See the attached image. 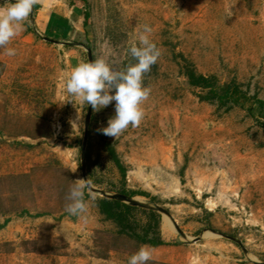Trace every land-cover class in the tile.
Returning <instances> with one entry per match:
<instances>
[{"label":"rangeland","instance_id":"374dc122","mask_svg":"<svg viewBox=\"0 0 264 264\" xmlns=\"http://www.w3.org/2000/svg\"><path fill=\"white\" fill-rule=\"evenodd\" d=\"M62 1L63 35L26 30L7 45L16 54L4 49L0 59V218L25 217L31 230L0 236V264H128L141 246L115 236L94 204L120 186L104 140L126 167V186L161 201L133 198L168 209L161 216L173 231L168 242H178L173 264L205 261L210 243L214 256L232 249L239 263L264 264V0ZM144 25L161 55L143 79L151 92L140 126L115 139L97 131L114 117L115 101L87 117L66 81L98 58L121 71ZM180 53L199 73L234 80L247 98L228 109L199 100L179 71ZM48 163L90 181L79 217L61 215L70 185L61 192L65 176ZM79 230L91 232L81 238Z\"/></svg>","mask_w":264,"mask_h":264},{"label":"clouds","instance_id":"9594fccd","mask_svg":"<svg viewBox=\"0 0 264 264\" xmlns=\"http://www.w3.org/2000/svg\"><path fill=\"white\" fill-rule=\"evenodd\" d=\"M39 0H5L0 5V50L6 49L8 56L16 54L15 49L7 45L25 30V22L29 20L34 6ZM152 32L148 25L143 26L139 34V46L133 44L131 57L136 61L122 71L114 70L103 58L92 62H81L75 66L66 81V92L81 103L99 111L115 101V115L109 118L107 127L98 129L102 134L115 139L128 127H139L144 110L141 107L151 89L143 85L145 74L151 71L161 55L156 44L149 39ZM114 93V94H113ZM90 181L77 179L66 197L68 203L65 211L79 217L87 210L85 188ZM153 258V250L149 246H141L130 256L128 264H148Z\"/></svg>","mask_w":264,"mask_h":264},{"label":"trees","instance_id":"16d2710c","mask_svg":"<svg viewBox=\"0 0 264 264\" xmlns=\"http://www.w3.org/2000/svg\"><path fill=\"white\" fill-rule=\"evenodd\" d=\"M89 13H84V26L87 25ZM179 60L177 65L180 73L186 78L188 84L197 89V97L201 101H207L212 104H216L218 108L228 109L235 105H241L240 100L246 99V93L240 88L234 80H230L226 83H220L216 75H204L199 73L194 63L183 56L178 54ZM136 61L129 54L123 63L122 70L126 69L129 64H134ZM155 68V64L152 66ZM121 70V71H122ZM255 99V96H253ZM263 103V102H260ZM103 147L107 153L109 159L113 162L117 168L120 176V186L116 190L115 194L123 195L126 198H133L135 196H144L149 198L150 201L159 204L161 201L157 196H153L143 190H133L126 186V167L121 162L115 147L111 142L104 140ZM87 153L85 152L84 155ZM47 168L53 166L51 163L45 165ZM55 170L60 171L65 180L61 184V192L67 191V186L70 188L74 185L71 172L61 164L53 166ZM28 180V188H30V175L23 174ZM68 190V191H69ZM96 209L103 221L111 222L115 230L113 234L117 237H121L131 241L135 246H150L158 247L161 245H176L178 242L170 243L165 241L161 235V213L168 212L167 208L157 206L155 208L147 207L145 205L139 206L124 202L120 198H111L107 196H100L94 200ZM7 211L3 210L0 206V213L3 214ZM67 212H62L61 215H65ZM21 214L38 217L43 214H30L27 209H23ZM8 219L4 220L3 226Z\"/></svg>","mask_w":264,"mask_h":264},{"label":"crops","instance_id":"0c3cea01","mask_svg":"<svg viewBox=\"0 0 264 264\" xmlns=\"http://www.w3.org/2000/svg\"><path fill=\"white\" fill-rule=\"evenodd\" d=\"M14 2V0H13ZM5 0H0V5H3ZM63 1L62 0H39V2L34 6L33 12L29 17V20L25 22V30L22 32H26L27 36L31 34L32 31L40 34V33H51L56 37H59L63 32V28L65 27V15H64V8H63ZM67 21V20H66ZM72 30V29H71ZM3 57V50H0V59ZM98 219H100V215L98 211L96 212ZM166 216H161V229L164 227L167 231L161 230V235L165 241H168L169 238L172 237L173 231L171 229V225L164 224V218ZM168 218V217H167ZM8 219V221L3 225L0 226V236H4L5 239L8 240H15L19 237L27 238L29 231H31L28 225H30V220H25V217H14V216H4L0 218V224L4 223V220ZM35 219H41V217H35ZM28 223V224H27ZM95 227H99L98 224H95ZM79 230L77 233H81V238H85L87 236L86 233H90L91 231L83 230L80 232ZM211 235H207L206 237H210ZM88 237V236H87ZM197 241V239H196ZM150 247V246H149ZM206 253V260L203 259L200 261H195L190 264H254V263H239V259L237 257L238 252H234L237 250H232L231 252H223V250H217L218 253L214 256L213 247L211 243L208 245ZM153 250V258L152 260L163 262L167 264H173V259L170 254L173 252V248L170 245H161L158 247H150ZM192 249V248H191ZM228 251H230L228 249ZM33 252H27V254ZM41 254L39 252H36ZM199 260V259H197ZM102 261H104L102 259ZM187 264V263H181Z\"/></svg>","mask_w":264,"mask_h":264},{"label":"water","instance_id":"95a60500","mask_svg":"<svg viewBox=\"0 0 264 264\" xmlns=\"http://www.w3.org/2000/svg\"><path fill=\"white\" fill-rule=\"evenodd\" d=\"M90 113H91V106L89 105L88 106V110H87V117H89ZM85 136H86V133H85ZM104 196L111 197V198H120L124 202L130 203V204H135V205H139V206H143L144 205L141 202L136 201L134 198H129L128 199V198H126L123 195H118V194H104Z\"/></svg>","mask_w":264,"mask_h":264},{"label":"bare ground","instance_id":"6f19581e","mask_svg":"<svg viewBox=\"0 0 264 264\" xmlns=\"http://www.w3.org/2000/svg\"><path fill=\"white\" fill-rule=\"evenodd\" d=\"M165 223L168 224V222H167V218H165Z\"/></svg>","mask_w":264,"mask_h":264}]
</instances>
